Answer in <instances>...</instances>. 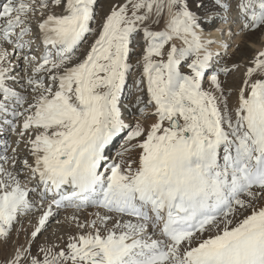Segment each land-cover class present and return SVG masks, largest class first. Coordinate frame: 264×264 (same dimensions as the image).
<instances>
[{
	"label": "snow or ice",
	"instance_id": "snow-or-ice-1",
	"mask_svg": "<svg viewBox=\"0 0 264 264\" xmlns=\"http://www.w3.org/2000/svg\"><path fill=\"white\" fill-rule=\"evenodd\" d=\"M97 3L0 0V264H264V0Z\"/></svg>",
	"mask_w": 264,
	"mask_h": 264
},
{
	"label": "rangeland",
	"instance_id": "rangeland-1",
	"mask_svg": "<svg viewBox=\"0 0 264 264\" xmlns=\"http://www.w3.org/2000/svg\"><path fill=\"white\" fill-rule=\"evenodd\" d=\"M105 1H106V2H105ZM107 1H108V2H107ZM110 3H111V0H98L97 6H96V11L98 10L97 13H98V14L100 13L101 16H99V17H102V15H103L104 13H106V11H108V8H109V6H110ZM106 6H107V7H106ZM105 10H106V11H105ZM233 13H234V12H233ZM200 14L203 15V10H201ZM97 16H98V15H97ZM99 19H100V18H98V21H99ZM216 24H217V23H216ZM216 24H215V26H216ZM94 25H95V24H94ZM94 25H93V27H95ZM213 26H214V25H213ZM218 26H219V25H217V26L215 27V29H217ZM224 27H226V26H224ZM255 34H256L257 42H259V41L263 38V36H264V32H255ZM238 38H239V39H238ZM234 39H235V40H240V39H242V37H235ZM231 51H232V50H231ZM129 82H130V77H129L128 83H129ZM127 88H128V87H127ZM130 92H131V91H129V93H130ZM129 93L127 94V96H125L126 98L124 97V100L132 96L131 93H130V94H129ZM126 118H127L126 120H130L129 117H126ZM2 132H5V131H2ZM1 134H2V133H1ZM6 136H7V137H6ZM12 137H13V135H12L10 132H9V133L7 132V134H5V138H4V139H8V140H10ZM0 139H1V140H4V139H2V138H0ZM118 143H119V142H117V144H114L113 147L115 148V146H117ZM0 146H2V145H0ZM111 151H112V150H110V152H111ZM89 211H92V209H89ZM64 215H65V213L62 211L58 217H55L54 219H52V220L49 222L48 227H47V230H46V231L40 236V240H41V241L44 240L45 237L51 238L53 232H56L57 235L60 234V232L62 231V229L57 225L56 221H57V220H62L63 217H64ZM85 215H86V214H85ZM25 227H28V222H27V221H25ZM14 238H15V234H14ZM23 239H24L23 234H21V236H20V240L23 241ZM38 242H39V241H38ZM10 250H11V245H8L7 248L5 249V253L8 252V251H10ZM2 258H3V256L0 255V259H2Z\"/></svg>",
	"mask_w": 264,
	"mask_h": 264
},
{
	"label": "bare ground",
	"instance_id": "bare-ground-1",
	"mask_svg": "<svg viewBox=\"0 0 264 264\" xmlns=\"http://www.w3.org/2000/svg\"><path fill=\"white\" fill-rule=\"evenodd\" d=\"M106 2V1H105ZM108 2V1H107ZM107 7V6H106ZM98 11V10H97ZM106 11V10H105ZM107 12V11H106ZM233 16L235 15V10H233ZM99 16H101L100 15V13L98 14V16H97V20H98V18H101V17H99ZM217 25H219L218 26V28H220V27H224V26H226L227 27V25H221L220 23H218L217 22V24H216V26ZM94 26H96V25H94ZM215 25L213 26H208V25H204V27H205V32L206 33H210V34H212L213 36H215V37H218L219 36V34L216 32V29H215V27H216ZM225 27V28H226ZM226 38V37H225ZM263 38H264V36H263ZM91 39H92V37H89V41H91ZM239 39V38H238ZM245 41H247V43H245ZM253 41H255V42H257V38H256V34L255 33H252V34H249L248 36H245V37H243L242 39H240V40H235V39H233L232 41H231V43H233V44H237V43H240L241 44V46H242V49L243 48H248V49H251V47H252V43H253ZM258 43V42H257ZM83 47V46H82ZM232 49H230V51H231ZM234 58H238V59H243V57L242 56H234ZM17 71H19V69H17ZM129 91H131L130 93H131V97H129V98H127V99H125L123 102L125 103V104H128V103H132V102H134V98H135V96L137 95V93H136V90H135V87H134V84H133V77H130V82L128 83V88H126L125 89V93H124V97L125 96H127V94L129 93ZM129 93V94H130ZM126 98V97H125ZM125 118L126 117H129L130 118V120L129 121H131L132 119H133V117H132V115H131V112H128V111H126L125 113ZM127 119V118H126ZM2 133V134H1ZM9 133V132H8ZM5 134H7V132H2V131H0V138H2V139H4L5 138ZM7 137V136H6ZM16 139V137L13 135V137L10 139V140H8V139H4V141H7L9 144H12V142L14 141ZM1 140V139H0ZM117 147V146H116ZM116 147L114 148V151L116 150ZM109 155H111V153L109 154ZM112 155H114V153L112 154ZM70 211V210H69Z\"/></svg>",
	"mask_w": 264,
	"mask_h": 264
}]
</instances>
